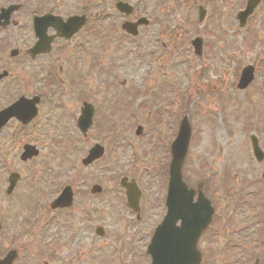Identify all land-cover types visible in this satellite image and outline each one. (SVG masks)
I'll list each match as a JSON object with an SVG mask.
<instances>
[{"label":"rangeland","instance_id":"obj_1","mask_svg":"<svg viewBox=\"0 0 264 264\" xmlns=\"http://www.w3.org/2000/svg\"><path fill=\"white\" fill-rule=\"evenodd\" d=\"M56 1L47 0V6ZM76 1L67 0L57 14L78 13ZM186 1L158 0L154 12L158 24L149 29L140 42L128 41L120 45L116 36V40L111 39L107 45L108 41L101 39L110 34L106 32L105 25L99 28L97 22L94 29H100V32L85 30L82 36L91 33L87 36L91 38L88 47L96 56L100 53L107 56L104 64L110 65V70L108 67H102L101 71L95 68L98 70L94 79L95 91L100 86L105 87L98 91L101 95H96V98L100 97L98 105L104 108V112L100 110L95 119L100 130L96 126L86 142L82 138L79 142L72 140L75 113L65 110L59 115V122L68 128L65 135L68 143L56 141L53 145L45 136L43 141L32 137V143L41 150L33 167L37 170L47 159L58 162L52 171L62 184L69 181L74 167L81 166V159L93 145L100 143L106 148L101 161L89 169H79L88 179L86 181H91L90 186L85 182L82 191L94 184L106 190V195L88 203L95 214L94 225L104 226L109 232L102 243L103 250L99 247L94 250V246L88 245L91 250L100 252L94 264L150 263L145 250L153 227L166 213L163 206L167 190L164 167L168 160L170 162L169 145L173 136L176 137L184 114L190 115L192 137L183 178L189 187L196 188L201 184L215 207L211 228L199 244L204 264H251L254 252L264 248V241L260 245L264 239V161L258 163L254 159L250 144V136L255 135L264 151V58L254 49L264 41V35L258 37L256 43L242 36V39L236 38L233 29L236 19L231 18L233 13H227L226 4L219 0L216 2L220 6L215 10L216 4L213 5L212 0H197L193 10L189 9ZM5 2L0 0V7ZM149 3L151 5V0ZM199 4L208 10L201 25L197 24ZM263 7L259 14L263 13ZM257 13L254 20L264 21V16L260 18ZM18 14L22 16L24 12ZM207 22H210L208 31ZM96 32L98 35H92ZM195 35L202 37L207 44L206 53L196 58L189 44ZM162 44L164 54L161 52L163 48L161 51L154 49ZM250 47H254L252 51ZM179 60L183 62L179 64ZM259 63L251 88L238 91L236 85L243 67ZM152 72L153 76L145 80L143 91L139 90L146 76ZM146 89L148 91L145 92ZM139 104L142 105L140 109ZM41 115L43 122L47 107ZM113 123L122 127L120 132H108ZM135 124L144 127L139 140L134 135ZM59 130L55 127L54 133L58 134ZM106 132L116 139L120 137L116 145L107 139L110 137ZM52 148L55 150L50 152ZM136 152L140 155L139 161L136 159L137 168L132 163ZM139 171L144 172V177ZM136 173L144 191L139 221L133 219L132 212L127 210L124 191L117 184L121 175L135 178ZM25 189L22 195L11 199L8 208L12 215L24 213L31 219L32 215L42 213L49 196L57 191L50 194L53 188H42L38 183H29ZM82 197L79 195V200ZM249 246L255 250L247 254L246 247ZM61 257L64 258V253Z\"/></svg>","mask_w":264,"mask_h":264},{"label":"flooded vegetation","instance_id":"obj_2","mask_svg":"<svg viewBox=\"0 0 264 264\" xmlns=\"http://www.w3.org/2000/svg\"><path fill=\"white\" fill-rule=\"evenodd\" d=\"M66 1L58 0L47 6V0H22L21 10L24 14L20 16L18 12L14 13L8 25L0 26V112L21 98H39L40 101L38 114L33 120L25 123L12 117L0 127V260L13 253L10 255L14 257L12 264H94L97 254L100 253L94 251L95 248L99 247V250H103L102 243L107 239L109 232L104 226L94 225L95 214L88 203L106 195V190L103 187L102 193L95 195L94 184L91 188L82 191L85 182L90 186L91 181H86L88 179L80 171L93 167L103 158L90 166L83 165L82 161L88 156L92 146L81 159V166L74 167L73 170H75L70 175L69 181L62 184L52 171L56 169L58 162L47 159L37 170L33 167L41 155V150L32 143V137L43 141L45 136L53 145L56 141L67 142L65 135L68 128L63 127L59 122V115L65 110L75 113V133L72 140L79 142L82 138L86 142L90 138V133H93V126L84 134L77 124L85 103L94 106L93 121H95L96 103L100 102V97L96 98V95L103 89L100 86L97 87V92L95 91L94 79L98 72L95 68L101 71L102 67H108L110 70V65L104 64L107 56L104 57L101 53L96 56L93 49L88 47L91 38L87 36L91 33L88 32V35L84 37L82 35L85 30L100 32V29H94V24L97 22L100 24L99 28L105 25L106 32L110 34H105V38L101 40L108 41L107 45H110L111 39L116 40L118 36V43L123 44L128 41L140 42L141 37L158 24V19L154 15L158 0H151V5L149 0H77L78 13L57 14L58 9ZM212 1H214L213 5L216 4L213 7L215 10L216 6L220 5L216 0ZM228 1L219 0L221 4H226L227 13L238 14L246 8L249 0H237V3H232L233 0L230 3ZM8 2L6 0L0 10L9 6ZM186 2L189 9L193 10L197 0ZM263 5L264 0L255 12L257 13ZM200 7L208 12L204 5L199 4L198 10ZM262 12L257 13L260 18L264 16V7ZM47 14L60 17L64 21L72 16H84L86 24L76 34L67 37L54 38L57 34L56 29L47 28L44 36L40 34V37L45 44L50 39L49 46L45 45V49L40 50L42 52L32 54L31 51L40 40L34 29V19ZM255 14L250 17L243 29L237 21L235 22L233 29L236 38H246L256 43L257 38L264 35V21L260 23L255 21ZM139 22L141 24L138 28L136 27L135 37L128 35L122 29L125 24ZM95 34L98 35L97 32L92 35ZM195 37L199 36L195 35ZM92 39H95V36H92ZM190 41L191 45L193 40L190 39ZM206 46L204 41L205 51ZM255 47L249 49L251 51L252 48L256 49L255 53L264 58V41L259 42ZM162 48V54H164L163 44L154 49ZM113 52L117 53V51ZM254 66L258 70L260 63ZM46 107L47 115L43 117L42 122L41 114ZM55 127L60 128L58 134L54 133ZM113 142L112 144L116 145L118 140ZM26 146H34L38 149V154L23 159L22 155ZM54 150L55 148H52L50 152ZM89 179H91L90 176ZM29 183H38L42 188H53L50 194L57 190L55 194L49 196L45 208L36 219L34 215L31 219L24 213L12 215L8 208L11 199L22 195ZM68 183L72 188V205L68 208L52 209V202L58 198ZM79 195L83 196L80 200ZM76 200L79 203H76ZM98 228L101 229L99 232ZM99 233L103 235L100 236ZM95 236L102 241H96ZM88 245L94 246V250H91ZM246 249L247 254L253 253L255 247L249 246ZM61 253H64V258L61 257ZM260 260L261 258L257 257L259 263Z\"/></svg>","mask_w":264,"mask_h":264},{"label":"water","instance_id":"obj_3","mask_svg":"<svg viewBox=\"0 0 264 264\" xmlns=\"http://www.w3.org/2000/svg\"><path fill=\"white\" fill-rule=\"evenodd\" d=\"M261 0H252L249 3V7L245 13L241 15L242 24L246 21V18L251 15ZM12 12V8L6 13L9 15ZM204 13L202 12L201 15ZM51 18H45V21ZM53 23V22H52ZM83 22L77 24L76 21H69L66 25L55 24L58 31H66L70 28L76 32ZM124 28L132 34H136L132 28L134 26H124ZM49 43V41L47 42ZM201 42L199 40L194 42V46L197 50L200 48ZM254 70L251 67L246 68L243 71L242 78L239 84L240 89L246 88L253 80ZM31 109L35 115L34 103L31 105ZM84 117H90L88 111H84ZM191 135V128L188 119H184L180 126V132L176 141L173 144L172 152L173 159L170 165V185L169 195L167 200L168 213L161 225H159L151 245L149 246L148 253L152 256V264H200L201 253L198 249V242L202 234L208 228L212 215L213 207L208 198L202 191L199 192L198 200L194 202L195 190H189L188 186L182 179V166L185 161L188 143ZM255 157L259 162L264 159V154L258 147L257 140L252 139ZM37 155L34 148L26 149L24 158H31ZM101 155V152L95 150L91 152V155L86 164L95 160ZM124 186L127 189V195L129 198L130 206L135 207L138 202V196L135 194V188L131 185ZM65 198H70L68 194L64 195ZM63 196V198H64ZM62 198V199H63ZM57 206H69L70 199L59 200L56 203ZM180 221V225L177 223ZM2 264H11V260H4Z\"/></svg>","mask_w":264,"mask_h":264}]
</instances>
